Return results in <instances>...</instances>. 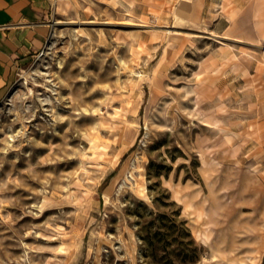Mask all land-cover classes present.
I'll list each match as a JSON object with an SVG mask.
<instances>
[{
    "label": "rangeland",
    "instance_id": "1",
    "mask_svg": "<svg viewBox=\"0 0 264 264\" xmlns=\"http://www.w3.org/2000/svg\"><path fill=\"white\" fill-rule=\"evenodd\" d=\"M47 23L0 100V264H180L140 235L178 209L188 264H264V0H54Z\"/></svg>",
    "mask_w": 264,
    "mask_h": 264
},
{
    "label": "crops",
    "instance_id": "2",
    "mask_svg": "<svg viewBox=\"0 0 264 264\" xmlns=\"http://www.w3.org/2000/svg\"><path fill=\"white\" fill-rule=\"evenodd\" d=\"M54 0H0V100L10 93L20 67L43 49Z\"/></svg>",
    "mask_w": 264,
    "mask_h": 264
},
{
    "label": "trees",
    "instance_id": "3",
    "mask_svg": "<svg viewBox=\"0 0 264 264\" xmlns=\"http://www.w3.org/2000/svg\"><path fill=\"white\" fill-rule=\"evenodd\" d=\"M150 214H153V211ZM180 215V209L171 213L161 212L141 228L140 235L143 247L147 251L150 249L160 250V244L169 237L175 241L178 240L183 245V257L179 259L180 264H188L197 258V246L194 245L195 239L190 228L186 225V221L179 219ZM165 234H167L166 237ZM170 264H176L175 260Z\"/></svg>",
    "mask_w": 264,
    "mask_h": 264
}]
</instances>
